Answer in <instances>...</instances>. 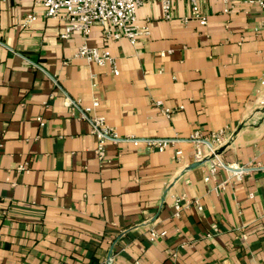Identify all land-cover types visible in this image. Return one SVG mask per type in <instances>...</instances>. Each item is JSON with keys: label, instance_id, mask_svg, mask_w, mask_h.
I'll list each match as a JSON object with an SVG mask.
<instances>
[{"label": "crops", "instance_id": "0c3cea01", "mask_svg": "<svg viewBox=\"0 0 264 264\" xmlns=\"http://www.w3.org/2000/svg\"><path fill=\"white\" fill-rule=\"evenodd\" d=\"M40 9L0 0V264H264V171L255 168L264 166V11L202 0L200 25L187 0L172 2L169 19L147 2L136 15L148 34L134 45H104L94 24L87 42L109 49L114 75L73 58L82 38L60 39L63 17L21 26ZM66 97L97 98L94 113L121 137L221 129L217 158L253 169L235 178L218 168L203 181L210 156L191 166L172 158L173 146L129 141H108L99 159L90 124ZM174 195L201 209L174 216Z\"/></svg>", "mask_w": 264, "mask_h": 264}, {"label": "built area", "instance_id": "2783aa9c", "mask_svg": "<svg viewBox=\"0 0 264 264\" xmlns=\"http://www.w3.org/2000/svg\"><path fill=\"white\" fill-rule=\"evenodd\" d=\"M174 0H36L40 4L41 9L38 12L28 14L22 21L21 26L25 27L35 21L37 17L46 18L63 17L65 24L63 31L60 33V39H67L73 33H78L82 41L77 45L73 53V58L83 59L87 63H93L97 66H109L114 75H118L119 71L115 66L114 58L107 47H99L89 45L87 42L91 27L94 24L101 25V41L107 43L109 41H117L121 37H125L131 45H134L138 38L148 34L146 25L137 23V9L147 2H157L164 19H169L171 14V5ZM248 4H254L264 11V0H244ZM191 16L197 20L200 25L205 23V18L201 14L200 6L202 0H187ZM226 11L227 9H222ZM62 14V15H61ZM185 20V19H184ZM261 27L264 29V18L261 21ZM264 86V78L259 80ZM95 87V83L91 84ZM67 103L71 108L79 109V117L86 120L90 124L91 133L95 136L97 145L95 153L99 159H103L105 155V144L108 141L119 142L129 141L133 145H143L150 151H164L170 146L174 147L172 158L177 162L192 164L201 161L204 157L208 158L206 173L203 181H207L213 176L216 169L221 168L229 171L230 175L239 178L241 173L253 169L247 165L227 164L217 158L216 149L224 144L225 136L221 129L210 131L202 134L195 131L188 135L187 138L179 137H151L140 138L133 135L118 136L117 133L109 127L101 114L94 113L99 106L97 98H93L88 105H82L79 100H73L66 97ZM157 104H160L157 101ZM257 104L264 106V99L258 98ZM165 113L169 114V110L165 109ZM40 120V119H39ZM41 123V121H40ZM187 141L192 143L193 151L184 153L180 143ZM202 147L206 148V155L203 153ZM255 168L264 171V166L256 164ZM18 169L23 170L24 165H20ZM220 185H216L214 189H218ZM191 204L200 210L201 205L198 199L187 201L184 195H174L172 198L173 215L178 216L183 208H188ZM215 229V228H214ZM150 240H154L158 234L154 230H150ZM161 232L159 235H163ZM242 237H244L242 235ZM108 264V263H107Z\"/></svg>", "mask_w": 264, "mask_h": 264}, {"label": "water", "instance_id": "95a60500", "mask_svg": "<svg viewBox=\"0 0 264 264\" xmlns=\"http://www.w3.org/2000/svg\"><path fill=\"white\" fill-rule=\"evenodd\" d=\"M221 148V147H220ZM218 149L215 153H218L221 149ZM205 159H202L201 161H198V162H195V163H192L191 166H197L199 164H201Z\"/></svg>", "mask_w": 264, "mask_h": 264}]
</instances>
